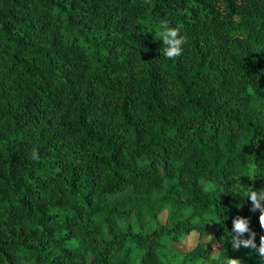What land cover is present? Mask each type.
Segmentation results:
<instances>
[{
  "label": "trees",
  "instance_id": "obj_1",
  "mask_svg": "<svg viewBox=\"0 0 264 264\" xmlns=\"http://www.w3.org/2000/svg\"><path fill=\"white\" fill-rule=\"evenodd\" d=\"M242 186L264 188V0H0V264H261L230 243L237 216L264 235ZM208 225L216 256L162 242Z\"/></svg>",
  "mask_w": 264,
  "mask_h": 264
},
{
  "label": "clouds",
  "instance_id": "obj_2",
  "mask_svg": "<svg viewBox=\"0 0 264 264\" xmlns=\"http://www.w3.org/2000/svg\"><path fill=\"white\" fill-rule=\"evenodd\" d=\"M144 2L148 3L149 0H144ZM156 34L159 40L162 41V53L165 58L172 60L182 54V46L187 43V38L180 35L179 29L171 27L167 21H161ZM31 158L33 160L39 158L36 150H33ZM202 183H204V191L208 192L214 190L213 184L203 181ZM243 189L247 200H251L253 206L251 210L260 211L259 227L264 231V206H262L261 203L264 201V188H261L259 193L254 191L252 187H243ZM245 233L249 234V238L241 239ZM231 235L232 239L230 243L234 251L239 250L241 246L243 248L252 249L261 258V264H264V235L260 236L259 247H257L256 243H254L256 233L250 231L248 220L241 219L239 216L233 219L231 224ZM201 264H205V262L202 261ZM221 264H243V262L239 258L225 256L221 260Z\"/></svg>",
  "mask_w": 264,
  "mask_h": 264
},
{
  "label": "rangeland",
  "instance_id": "obj_3",
  "mask_svg": "<svg viewBox=\"0 0 264 264\" xmlns=\"http://www.w3.org/2000/svg\"><path fill=\"white\" fill-rule=\"evenodd\" d=\"M159 219L160 221H163L164 215L163 214L160 215ZM214 231H215V227L212 225H208L205 232L203 233L202 236H200V238H198L196 231L193 230L190 231L188 234L181 236L180 239L177 241L163 239L165 241L162 242L164 246L170 248L178 256L182 255L185 251L193 247L196 242H201L206 247L210 248L212 256H216L217 253L221 250V246L219 243H217L212 239ZM71 244L76 248L81 246V242L77 239H72ZM97 247L96 246L89 247L86 254L87 261H89L90 258L93 256L94 252L97 251Z\"/></svg>",
  "mask_w": 264,
  "mask_h": 264
}]
</instances>
